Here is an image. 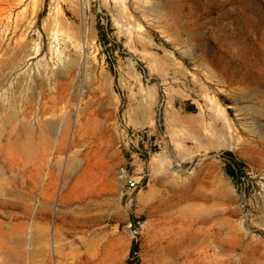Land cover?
Returning <instances> with one entry per match:
<instances>
[{
	"label": "rangeland",
	"instance_id": "1",
	"mask_svg": "<svg viewBox=\"0 0 264 264\" xmlns=\"http://www.w3.org/2000/svg\"><path fill=\"white\" fill-rule=\"evenodd\" d=\"M0 8V264H264V0Z\"/></svg>",
	"mask_w": 264,
	"mask_h": 264
},
{
	"label": "bare ground",
	"instance_id": "2",
	"mask_svg": "<svg viewBox=\"0 0 264 264\" xmlns=\"http://www.w3.org/2000/svg\"><path fill=\"white\" fill-rule=\"evenodd\" d=\"M8 1H12L13 3H18V4L21 2V0H0V3L4 4V3H8ZM3 12H5V8H0V42H5V40L10 39L9 34L16 32L17 28L21 25L25 17L24 8L21 12H18L15 15H13L11 12H8L7 15L3 16ZM7 44H9V42ZM188 256H190L188 252L181 251L179 247L177 248L171 240H167L166 245H164L160 250L154 251V262L155 264H159L160 262L162 264H171L174 263L177 259L187 258Z\"/></svg>",
	"mask_w": 264,
	"mask_h": 264
},
{
	"label": "trees",
	"instance_id": "3",
	"mask_svg": "<svg viewBox=\"0 0 264 264\" xmlns=\"http://www.w3.org/2000/svg\"><path fill=\"white\" fill-rule=\"evenodd\" d=\"M100 40L103 44L107 43V35L103 28L99 31ZM224 161V171L237 186L242 184L244 178H248L247 167L245 162L238 158L232 151H224L221 154ZM134 220V218H132ZM140 241L137 234H134L131 241L128 257L124 264H140L141 259L139 256Z\"/></svg>",
	"mask_w": 264,
	"mask_h": 264
},
{
	"label": "built area",
	"instance_id": "4",
	"mask_svg": "<svg viewBox=\"0 0 264 264\" xmlns=\"http://www.w3.org/2000/svg\"><path fill=\"white\" fill-rule=\"evenodd\" d=\"M138 187H139V181H137V180L130 179L127 182V189H129V190H134V189H137Z\"/></svg>",
	"mask_w": 264,
	"mask_h": 264
}]
</instances>
